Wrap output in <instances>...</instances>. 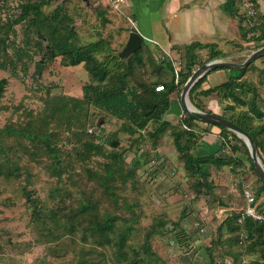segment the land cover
I'll list each match as a JSON object with an SVG mask.
<instances>
[{
  "label": "rangeland",
  "instance_id": "1",
  "mask_svg": "<svg viewBox=\"0 0 264 264\" xmlns=\"http://www.w3.org/2000/svg\"><path fill=\"white\" fill-rule=\"evenodd\" d=\"M20 1L23 0H0V25L7 15L13 16L18 12ZM115 1L88 0L85 3L82 0H50L49 5L43 7V12L50 13L57 5H62L72 18L71 27L77 33L80 44L100 40L102 49L105 48L101 50V59L105 54L119 58L127 38L125 24L129 21L121 12L122 4L119 11L114 9ZM238 9L236 16L242 24L247 21L249 25L245 29H255L256 34L229 48L226 57L219 58L221 61L242 63L250 53L264 46V41L257 38L259 31L263 32V25L257 24L262 21L261 16L257 14L254 19L247 20L241 17L243 13L239 6ZM12 31L16 34L14 39L12 33L6 35L0 32V39L5 36L4 45L0 40V62L6 63L5 69H0V78L9 81L0 99V130L11 128L18 131L36 126L54 132V143L61 149L59 156L64 169L58 179L50 169L53 159L44 152L36 151L34 143L24 132L13 134L4 131L0 135V264H113L114 249L109 243L113 238L92 237L89 232L90 214L96 211L99 214L108 212L117 226L132 229L126 241L129 258L135 257L141 245L146 243L150 254L146 261L156 258L159 264L264 262V243L254 238L252 243H255V248L249 252L246 250L249 242L244 241V230L237 229L241 222L236 220V213L245 203L244 186L251 187L257 202L262 205L264 189L243 144L234 139L233 132L228 131L222 143L224 147L228 146L231 139L229 145H237L234 162L218 169L210 166L207 180L211 182L212 190L209 192L201 187V193L193 198L191 185L194 178L187 176L174 150L170 129H163L161 136H166V139L160 145L156 135L153 136V130L161 122H152L148 124L141 141L134 142L137 135L119 130V121L90 108L94 125L102 136L104 154L121 152L126 163L125 170L138 154L146 153L147 157V163L135 171L134 177L122 183L116 173L114 180L103 186L98 176L105 173L103 166L110 160L99 155H89L85 161L77 157V146L71 139V131H75L78 123L75 122L69 131L66 123L43 118L61 105V97L81 95V87L89 78L87 72L79 66L70 68L49 61L42 68L40 79L31 82L40 57L34 55L29 62L28 58L32 56L30 50L27 58L22 56L21 61H14L13 49L22 46L21 25H13ZM43 43H47L46 38ZM147 55L150 54L143 52L145 66L137 68L135 77L152 82L157 77L151 73L153 66L147 62ZM153 57L158 62L160 57L169 58L163 53H156ZM211 57L210 51L199 53L194 70L211 61ZM186 58L184 53L173 58L179 79L182 73L187 72L184 66ZM245 69L240 77L243 85L236 89L237 96L246 102L245 105L231 98H208L213 97L219 103V110L214 106L219 116L234 120L248 116V124L259 130L264 126V117L257 119L252 109L264 113V55ZM41 85L43 87L38 89ZM183 85L177 89V99ZM46 88L50 90V96L43 98ZM188 99L193 107L200 110V105L207 98H199V92L195 90L189 92ZM180 114L175 129L182 131L180 123L184 112L181 110ZM80 122H84L82 117ZM114 133L115 136L112 135ZM221 133L224 134L223 131ZM256 136L264 160V132ZM115 140L118 146L112 147L110 143ZM184 141L182 136L181 142ZM218 145L217 141L215 149ZM261 164L264 167L262 161ZM88 171L97 175L92 179ZM84 200H88L95 209L78 217L76 207ZM185 205L187 209L183 215ZM221 209L227 219L218 217ZM70 223L74 224V230L70 229Z\"/></svg>",
  "mask_w": 264,
  "mask_h": 264
},
{
  "label": "trees",
  "instance_id": "2",
  "mask_svg": "<svg viewBox=\"0 0 264 264\" xmlns=\"http://www.w3.org/2000/svg\"><path fill=\"white\" fill-rule=\"evenodd\" d=\"M49 1L50 0L20 1L17 4L18 12L13 16L7 15L5 21L0 25V32L2 31L6 33V35L8 33H12L14 39L16 34L15 31H12L13 25H21L22 46H18L12 51V56H14V61L16 62L21 61L22 56L27 58L31 50L32 56L28 58L29 60H27L31 62L33 56L37 55L40 57V63L37 64H42L44 68L47 62L50 61V63L54 64L56 63L57 58L64 57V59H66L63 64L64 66H68L70 68L79 66L82 70L87 72L89 78L81 87V95H78V97L76 95L71 97H61V105L58 106L55 111H49L43 116V118L54 119L57 123H66L69 131L72 130V125L77 122L78 127L75 128V131H71V139L75 140L77 146L75 149L77 151V157L80 160L85 161L89 155L104 156L109 159L110 162L105 163L103 166L105 173L98 176L100 183L103 186H106L109 181L114 180L116 173H118L119 179L122 183H124L128 180V178L134 177L135 171L139 167L141 168L147 163V157L145 156L146 153H142L140 155L138 154L136 158L131 161V165L128 167V170L123 169V167L126 166V163L122 159L121 152L110 151L107 154L103 153L102 136L99 135L100 130L98 127L94 125V116L93 114H90L89 109L93 108L104 116L119 121V130L129 135H137L133 139L134 142L141 141L142 137H144V132L148 124L152 122L158 124L161 122V125L158 124V127H155L153 130V136L156 135L155 138L157 141H161L163 129L166 127L170 129L171 127L169 122L163 120V115L171 106L170 97L173 93L177 92L178 87L182 86L194 71L193 67L196 64L194 50L196 48H201V45L193 43L192 45L186 47L185 56L187 58L184 66L187 72L185 74L182 73V76L179 79L178 71L176 82L173 75L174 67L171 61L165 57H160V62H158L153 57L156 51L150 50L142 44L138 50L134 51L127 57L120 56L117 58L114 55L105 54V57L101 59L100 54L105 50V48L102 49V42L99 40L84 45L80 44L77 33L71 27L73 24L72 18L67 15L62 5H57L50 13L46 14L43 12V7L48 6ZM240 2L241 0H227V4L229 5V8L227 9L229 13L238 16L239 11L237 5ZM241 17L244 18V15ZM247 19L251 20L254 18L252 17ZM239 23L242 29L241 19L239 20ZM260 26H262L261 23ZM251 30L255 32V29ZM262 30L263 32L259 31L257 38L264 41L263 27ZM44 38L47 40L46 44L43 43ZM4 39L5 36L0 39L2 40L3 45L5 43ZM244 39L245 37H243V40ZM212 49H214V47H212ZM143 52L150 54L147 55V62L153 66L151 71L152 75L157 77L152 82H144L136 79L135 77L137 68L145 66ZM137 54H139V56H136ZM224 56L225 55L221 51H217L215 49L212 52L210 60L219 59ZM5 64L6 63L3 61L0 62L1 70L5 69ZM245 70V68L232 70L236 76L216 89H208L203 92L200 91L199 96L207 99L210 96L231 98L237 103L245 105L246 102L236 94V89L243 85L240 81V77L245 73ZM208 72H206L194 84L190 90L191 92L198 90ZM32 76L31 82L38 81L41 77V73L40 75ZM8 84V79L0 78V99L2 98ZM156 86H162L163 89L161 91H156ZM42 87L43 86L41 85L37 88L40 89ZM44 93L45 97L43 98L50 96V90H47V88ZM200 106V110H205L204 104ZM252 111L255 113L257 119L264 117V113L260 110L252 109ZM209 113L212 112L209 111ZM81 117L84 119V122H80ZM62 120L63 122H60ZM228 120L236 124L251 136L258 151L259 158L264 164V160L260 155V142L257 141L258 138L256 136L259 133L264 132V126H261L259 130H255L250 126V124H248V121L250 120V117L248 116L240 120H234L232 118H229ZM195 121L197 120L184 113L180 125L186 126L189 129L183 128L182 131L171 134L173 138L174 150L180 158L182 166L186 170L187 176L194 178V182L191 185V192L194 194L193 198H195L197 194L201 193V187H205L209 192L212 190L211 182L207 180L210 166L215 169L225 165L230 166L234 162V154L238 150L237 145H229L231 144L229 143L228 146L225 145V147L222 144V146L219 147L220 149H218L215 154L205 157L196 156L194 151L198 146V141L201 137L193 131V124ZM33 123L36 122L33 121ZM217 127L224 132L223 135L228 133V130L223 127ZM5 129L0 130V135L3 134L4 131H8L13 134H17V132H24V134L34 143L33 146L36 151L42 153L44 152L53 159L50 169L58 179L61 177L64 167L59 156L61 149L56 145L57 143H54V132H49L45 128L43 129V127L40 128L36 126L33 128L27 126L25 129L22 128L18 131L11 128ZM112 135L115 136L116 133ZM232 135L235 140H238L243 144L248 154L244 142L241 141L234 133H232ZM90 136L93 138H90ZM182 136L185 137L184 142H181ZM110 144L112 147L118 146V142L116 140L112 141ZM249 160L252 169L255 170L250 156ZM88 174L92 179L95 175H97H93L90 171H88ZM258 179L262 183L264 189V182L259 177ZM258 206V211L264 212V205L261 203ZM93 209L95 208L92 207L91 203L88 200H84L76 207V216L82 217V215L86 212ZM186 209L187 205H185L182 210L183 215L185 214ZM90 216L91 219L88 222L91 224L89 232L92 237H101L106 239L111 236L113 238V240L109 242L111 243V248L114 249V259L112 260L113 264H159L156 258H152L151 261H146L145 258L150 255L148 251L149 247L146 243L141 245L139 252L136 253L135 257H128L127 249L129 247H127L126 241L129 239L128 234L132 231V229L130 227L117 226L114 223L115 219L110 217V213L105 212L99 214L96 211L94 214H90ZM236 216V220L239 219V211L236 213ZM224 217L225 214L223 213L220 219ZM227 218L228 216L224 219ZM238 226V230L242 229L245 232L244 241L247 240L249 242V245L246 246V250L249 252L255 248V243H252L254 238L259 240L260 243H264V222L255 221L250 217H243L240 225L238 224ZM69 227L72 230L75 229L73 223H70ZM250 264H264V262L256 260Z\"/></svg>",
  "mask_w": 264,
  "mask_h": 264
},
{
  "label": "crops",
  "instance_id": "3",
  "mask_svg": "<svg viewBox=\"0 0 264 264\" xmlns=\"http://www.w3.org/2000/svg\"><path fill=\"white\" fill-rule=\"evenodd\" d=\"M118 1L121 2L118 3L119 7L122 4L121 10L123 11L121 12L125 14L126 21L127 19L131 21L125 24L127 37L125 44L130 33L139 34L141 44L150 50L156 51L155 54L163 53V55L168 56L174 69L177 67L173 58L182 55V53L185 55L186 47L193 43L201 45V48L194 50L195 57L202 51L213 52L215 49L221 51L226 57L229 48L242 44L243 37L248 38V36L256 34L250 28L248 30L245 29L249 27L247 21L243 22V30L241 29L240 19L236 15L229 13L227 9L229 8L227 0ZM251 2L256 9V15L259 14L261 16L262 21L260 23L264 25V0ZM238 6L241 10L240 3ZM240 12L243 13V9ZM65 60L64 57H59L56 60V64L63 65ZM234 74L232 69L226 70L224 68L209 71L198 88V92L216 89L236 76ZM199 98L202 99L203 97L199 96ZM170 99L171 106L163 115V120L170 123V131L172 133H177L180 131L175 129L177 128V118L181 117L180 111L182 109L176 93H173ZM210 102L213 103L210 104ZM203 104L206 111L214 112V114L218 115L215 107L219 110V103L214 98L203 100ZM193 125V131L201 137L194 151L196 156L205 157L217 153L225 140L221 130L201 121H195ZM165 139L166 136L161 139L160 145L164 144ZM217 141L219 147L215 149ZM172 145L174 147L173 143ZM219 211L224 213L222 209Z\"/></svg>",
  "mask_w": 264,
  "mask_h": 264
},
{
  "label": "water",
  "instance_id": "4",
  "mask_svg": "<svg viewBox=\"0 0 264 264\" xmlns=\"http://www.w3.org/2000/svg\"><path fill=\"white\" fill-rule=\"evenodd\" d=\"M82 1L85 3H88V0H82ZM140 45H141V37L139 36V34L135 32L130 33L129 38L122 50L121 56L127 57L134 51L138 50L140 48ZM263 55H264V46L250 53V55H248V57L242 63L225 62L219 59H215V60H211L209 62L203 63L196 70L192 72L190 77L184 83L181 89L180 96H179V104L181 106L182 111L187 116L197 121L221 126L224 129L230 132H233L238 138H240L244 142L247 148L248 154L250 156V159L252 160L256 173L258 174L259 178L264 182V167L261 164L258 151L254 145V142L251 136L246 131H244L243 129H241L236 124L229 121L228 119L220 117L219 115H216L214 113H209L207 111H200L196 109L190 104L189 99H188V94L191 88L206 72L213 70V69H218V68H228V69H234V70L244 69L252 61L258 59L259 57ZM42 68H43L42 64H37L36 69L34 71V75H40ZM30 203H32V200Z\"/></svg>",
  "mask_w": 264,
  "mask_h": 264
},
{
  "label": "built area",
  "instance_id": "5",
  "mask_svg": "<svg viewBox=\"0 0 264 264\" xmlns=\"http://www.w3.org/2000/svg\"><path fill=\"white\" fill-rule=\"evenodd\" d=\"M120 1L116 0L113 4V7L115 10H118L119 8V3ZM241 8L243 9V15L246 18H252L256 16V9L253 6V3L249 0H241L240 2ZM119 11V10H118ZM129 22L130 19H127ZM264 28V25H263ZM173 75L175 77V81L177 82V77H178V68L174 69ZM163 89L162 86H156L155 90L156 91H161ZM185 129H189L186 126H183ZM229 143H232V140L229 139ZM227 144V143H226ZM243 199L245 201L244 206L239 208L240 212V217L238 219L239 222L242 221L243 217H250L251 219L259 222H264V212H259L258 211V203L255 198V194L251 187H248L247 185L244 186L243 190ZM222 211L218 212V217L222 216Z\"/></svg>",
  "mask_w": 264,
  "mask_h": 264
}]
</instances>
